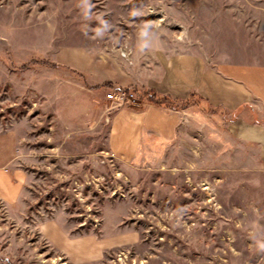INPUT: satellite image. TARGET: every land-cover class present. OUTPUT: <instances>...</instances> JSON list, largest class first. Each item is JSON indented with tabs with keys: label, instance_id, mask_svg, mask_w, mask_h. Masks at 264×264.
Instances as JSON below:
<instances>
[{
	"label": "rangeland",
	"instance_id": "rangeland-1",
	"mask_svg": "<svg viewBox=\"0 0 264 264\" xmlns=\"http://www.w3.org/2000/svg\"><path fill=\"white\" fill-rule=\"evenodd\" d=\"M217 62L264 64V0H0L21 183L0 199V264H263L264 172L232 160L236 115L202 101L199 128L147 98ZM146 108L168 138H140Z\"/></svg>",
	"mask_w": 264,
	"mask_h": 264
},
{
	"label": "crops",
	"instance_id": "crops-1",
	"mask_svg": "<svg viewBox=\"0 0 264 264\" xmlns=\"http://www.w3.org/2000/svg\"><path fill=\"white\" fill-rule=\"evenodd\" d=\"M187 81H189L188 87H186ZM183 85L185 87L181 88L182 91L180 89L178 93L174 94L177 99H185L193 91L201 96L202 101L208 106L217 108L216 111L211 108V117H215L218 112L221 113L222 111L231 116L233 113L236 115L227 123L232 160L236 159L234 155L237 157L239 151L246 149V167L248 170L250 172H264V64L234 65L217 62L215 66L206 67L204 63V66L197 73L193 72L189 77L185 76ZM167 95L174 97L172 94L167 93ZM196 105H200V103L190 105L181 111H184V115L187 113L193 115L197 119L196 126L201 128L206 117ZM168 110L172 111L171 109ZM173 112L177 111L173 110ZM152 113L153 111L148 108L139 113L141 120L137 127L140 128L139 133L142 136L140 138L147 134H151L155 140L168 138L158 132L160 126H163L162 124L153 125L152 121L155 120ZM220 120L222 122V119ZM239 122L255 128L256 134L245 136L234 132L231 125ZM192 124L191 116L183 118L184 136L191 138ZM218 133L220 138L217 140H222L221 128H218ZM17 142L18 139L13 132L0 136V199L6 203L17 199L21 192V183L18 182L20 177L12 176L8 172V166L16 156Z\"/></svg>",
	"mask_w": 264,
	"mask_h": 264
},
{
	"label": "trees",
	"instance_id": "trees-1",
	"mask_svg": "<svg viewBox=\"0 0 264 264\" xmlns=\"http://www.w3.org/2000/svg\"><path fill=\"white\" fill-rule=\"evenodd\" d=\"M147 98H149V100L155 104L176 111L186 109L190 105L198 104L203 100V98L195 92H190L185 99L180 100L167 94H156L155 91L153 92V90L149 91Z\"/></svg>",
	"mask_w": 264,
	"mask_h": 264
},
{
	"label": "bare ground",
	"instance_id": "bare-ground-1",
	"mask_svg": "<svg viewBox=\"0 0 264 264\" xmlns=\"http://www.w3.org/2000/svg\"><path fill=\"white\" fill-rule=\"evenodd\" d=\"M137 117V116H136ZM231 129L239 134H243L245 136L251 135V134H256V129L247 124H243L242 122L235 123L231 125Z\"/></svg>",
	"mask_w": 264,
	"mask_h": 264
},
{
	"label": "built area",
	"instance_id": "built-area-1",
	"mask_svg": "<svg viewBox=\"0 0 264 264\" xmlns=\"http://www.w3.org/2000/svg\"><path fill=\"white\" fill-rule=\"evenodd\" d=\"M113 96H114V93H113V94H112V93H110V94H108L107 98H108V99H112V98H113Z\"/></svg>",
	"mask_w": 264,
	"mask_h": 264
}]
</instances>
